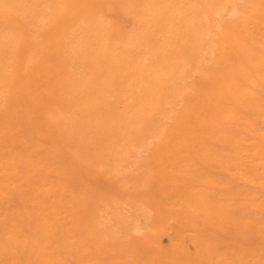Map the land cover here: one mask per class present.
<instances>
[{
    "label": "rangeland",
    "instance_id": "rangeland-1",
    "mask_svg": "<svg viewBox=\"0 0 264 264\" xmlns=\"http://www.w3.org/2000/svg\"><path fill=\"white\" fill-rule=\"evenodd\" d=\"M0 264H264V0H0Z\"/></svg>",
    "mask_w": 264,
    "mask_h": 264
}]
</instances>
